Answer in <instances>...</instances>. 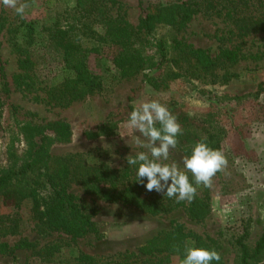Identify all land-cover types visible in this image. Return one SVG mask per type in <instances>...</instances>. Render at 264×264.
Listing matches in <instances>:
<instances>
[{
    "label": "rangeland",
    "instance_id": "rangeland-1",
    "mask_svg": "<svg viewBox=\"0 0 264 264\" xmlns=\"http://www.w3.org/2000/svg\"><path fill=\"white\" fill-rule=\"evenodd\" d=\"M115 1L122 6L120 12L125 20L134 29H139L138 0ZM27 2L30 7L23 18L0 3V69L3 71L0 89L6 84L9 92L7 107L0 110V166L6 162L12 138L16 139V148L22 151L26 147L23 136L26 127L54 122L69 126L71 141L57 143L49 133L51 155L83 154L95 150L112 166L122 165L127 156L144 150L133 142V136L139 133L127 127L129 113L152 96L164 101L173 99L175 116L182 114L177 121L183 117L187 119L192 137L205 135L202 128L216 134L228 162L223 171L215 174L211 187L198 186V195L208 194L210 206L209 213L200 221H192L187 216L186 201L169 214L150 216L119 204L93 202L79 187L73 186L72 194L96 208L93 221L97 232L78 238L71 246L62 249V255L70 258L82 253L99 258L136 252L158 233L180 226L185 234L197 236L210 244L220 254V264H238L239 251L231 238L246 233L244 244L252 248L264 234V34L237 40L229 36L221 19L202 14L195 15L179 31L159 26L154 35L163 38L168 49L180 42L203 52L213 62L222 50L237 49L241 58L233 63L216 64L211 70L209 64L198 69L185 67V78L171 83L168 92L158 94L145 83V73L120 76L112 64L116 49L104 46L97 55L91 54L87 62L97 87L92 93L61 107L46 102L44 92L39 89L42 85L37 82L51 79L60 82L67 77L69 70L62 59L41 62L38 75L31 77L32 82L18 79L21 74L19 55L13 43L23 27L48 26L56 13L75 6V0ZM171 55L175 56V53L171 52ZM182 156V148L176 147L170 151L168 162L180 163ZM0 215L16 218L20 224L19 234L2 237L0 243L13 248L25 239L28 245L37 243L42 247L50 240L33 230L28 204L17 209L0 199ZM28 245L0 255V264H40ZM181 259L172 256L171 262L179 264ZM251 264H264V252Z\"/></svg>",
    "mask_w": 264,
    "mask_h": 264
},
{
    "label": "trees",
    "instance_id": "trees-1",
    "mask_svg": "<svg viewBox=\"0 0 264 264\" xmlns=\"http://www.w3.org/2000/svg\"><path fill=\"white\" fill-rule=\"evenodd\" d=\"M138 6L139 29H134L125 20L120 12L122 6L115 0H75V6L65 7L56 13L54 21L48 26L23 27L13 43L19 55L21 74L18 79L31 81V77L33 79L38 75L41 62H55L61 58L69 70L67 77L60 82L51 79L37 82V85H42L39 89L44 92L47 103L68 106L97 87L87 62L91 54L97 55L104 46H108L116 49L112 64L120 76L145 73L144 81L150 90L162 94L169 91L171 83L185 78V67L198 69L209 64L211 70L216 64L238 61L241 54L237 49L222 50L213 62L203 52L180 42H175L174 47L168 49L163 38L154 35L159 26L179 31L195 15L202 14L221 19L229 36L237 40L264 34V0H138ZM0 76L3 77L2 69ZM8 93L7 85L3 84L0 89L1 111L7 107ZM148 100H158L175 115L176 104L172 98L164 101L152 96ZM180 116L182 114L176 118ZM186 121L185 117L179 119L183 134L177 137V147L182 148L184 155H190L188 146L202 137L206 138L209 147L221 151L220 138L216 134L202 128L205 135L195 134L192 137L190 124ZM49 133L57 143L71 141L69 126L62 122L26 127L23 133L26 147L22 151L16 148V139L12 138L6 162L0 166V199L17 209L28 204L33 230L50 240L42 247L37 243L28 245L25 239L13 248L0 243V255L13 253L22 245H28L32 256L40 264H172V256L183 258V248L189 239L195 242V247L214 249L201 238L185 234L180 226H173L171 230L152 237L136 252L99 258L78 253L65 258L63 248L71 246L84 235L97 232L93 221L96 208L72 194L73 186L79 187L93 202L119 204L150 216L169 214L183 206L185 201L177 202L175 197L147 191L144 187L146 178L143 184L137 183L136 167L129 166L126 159L122 165L112 166L102 160L101 153L95 150L53 156L49 152ZM188 175L190 182L196 186L191 173ZM198 192L197 186V195ZM197 195L185 207L192 221H200L209 213L208 194ZM19 226L16 218L0 215V238L19 234ZM245 234L231 238L239 251L238 264H251L264 252V234L252 248L244 244ZM176 246H179L180 252L175 251ZM211 264H220V260Z\"/></svg>",
    "mask_w": 264,
    "mask_h": 264
},
{
    "label": "clouds",
    "instance_id": "clouds-1",
    "mask_svg": "<svg viewBox=\"0 0 264 264\" xmlns=\"http://www.w3.org/2000/svg\"><path fill=\"white\" fill-rule=\"evenodd\" d=\"M0 3L13 9L20 18L30 7L27 0H0ZM127 127L139 133L133 136V142L144 149L127 156V164L136 167L137 183L143 184L146 178L144 187L149 192L156 191L168 198L175 197L177 202L191 203L197 195V186L211 187L215 174L227 167L224 154L209 147L203 137L188 146L190 155L182 156L180 163L168 162L170 151L176 149L177 137L183 134V129L176 116L158 100L142 101L134 107L129 113ZM188 173L196 186L190 182ZM194 244V241L185 243L179 264H211L221 259L216 250L195 247ZM175 251L180 252L179 246Z\"/></svg>",
    "mask_w": 264,
    "mask_h": 264
}]
</instances>
